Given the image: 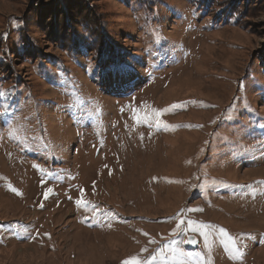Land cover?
I'll return each mask as SVG.
<instances>
[{"label":"rangeland","instance_id":"obj_1","mask_svg":"<svg viewBox=\"0 0 264 264\" xmlns=\"http://www.w3.org/2000/svg\"><path fill=\"white\" fill-rule=\"evenodd\" d=\"M198 1L0 0V264H264V0Z\"/></svg>","mask_w":264,"mask_h":264},{"label":"trees","instance_id":"obj_2","mask_svg":"<svg viewBox=\"0 0 264 264\" xmlns=\"http://www.w3.org/2000/svg\"><path fill=\"white\" fill-rule=\"evenodd\" d=\"M198 1V0H197ZM217 1L216 0H201V1H198L197 3H194L197 7H199V4L200 5H203L204 3H205V7H204V10L206 11V10H208V8H209V6H211L212 5V7H214V8H216V5H217V3H216ZM214 3H216V5L214 4ZM199 8H201V7H199ZM218 8H221V11H222V13H224V16L223 17H220V14H218V15H215L216 16V18H218V17H220L221 19L220 20H228V21H232L233 23H235V24H237V22H238V17H236V13L234 12V14L233 15H231V14H229V13H227L226 14V12H227V10H228V5H225V4H223L222 6H218ZM66 15V14H65ZM66 17H69V15H66ZM77 44V42L76 41H74L73 42V47H75V49H73L72 51H74V52H77V48L80 46V45H82V44H85V43H79L78 42V44Z\"/></svg>","mask_w":264,"mask_h":264},{"label":"snow or ice","instance_id":"obj_3","mask_svg":"<svg viewBox=\"0 0 264 264\" xmlns=\"http://www.w3.org/2000/svg\"><path fill=\"white\" fill-rule=\"evenodd\" d=\"M112 71L118 75H124L129 71V69L126 66L116 65L113 67ZM157 115H158V113H157ZM140 122H143V121H140ZM50 191H51V189H49V192ZM76 203L78 206H80V204H81V202L79 200H77Z\"/></svg>","mask_w":264,"mask_h":264},{"label":"water","instance_id":"obj_4","mask_svg":"<svg viewBox=\"0 0 264 264\" xmlns=\"http://www.w3.org/2000/svg\"><path fill=\"white\" fill-rule=\"evenodd\" d=\"M192 239H193L192 237H189V238H188V241H189V242H191V241H192Z\"/></svg>","mask_w":264,"mask_h":264}]
</instances>
